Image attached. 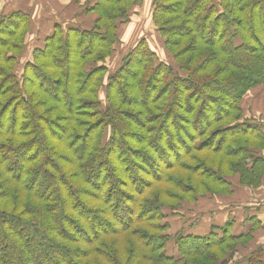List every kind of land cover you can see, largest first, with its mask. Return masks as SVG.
Here are the masks:
<instances>
[{
  "label": "trees",
  "instance_id": "1",
  "mask_svg": "<svg viewBox=\"0 0 264 264\" xmlns=\"http://www.w3.org/2000/svg\"><path fill=\"white\" fill-rule=\"evenodd\" d=\"M141 2L85 3L96 17L90 28L53 25L33 54L38 67L21 81L14 68L31 19L0 15V264H264L261 247L231 261L255 221L237 235L229 221L203 235L171 236L168 224L180 216L176 206L231 194L230 177L257 187L264 176V157L250 145L264 151V132L240 107L250 88L264 86V0H154L151 20L173 65L155 64L140 39L109 75L119 31ZM214 118L223 127L204 133ZM203 151L217 159L194 155ZM154 160L168 173L156 183L187 189L188 201L163 204L154 183L137 190L140 199L114 198L120 185L140 184Z\"/></svg>",
  "mask_w": 264,
  "mask_h": 264
},
{
  "label": "crops",
  "instance_id": "2",
  "mask_svg": "<svg viewBox=\"0 0 264 264\" xmlns=\"http://www.w3.org/2000/svg\"><path fill=\"white\" fill-rule=\"evenodd\" d=\"M94 0H0V15L12 12H23L31 19L34 37L43 42L52 31L53 25L62 28L76 26L88 29L94 20L92 14H86L83 5L93 3ZM153 0H142L139 6L132 8L129 21L119 31V54L123 56L140 39H144L149 48L160 59H169L163 41L156 33L151 22V8ZM33 24V25H32ZM118 54V55H119ZM117 55V54H116ZM116 57L108 66L116 64ZM242 119L248 123L258 125L264 132V96L259 87L250 89L240 102ZM263 154V153H260ZM262 156V155H257ZM263 157V156H262ZM232 193L225 196H204L194 203H184L180 216L168 219L169 233L203 235L210 227L223 226L226 221L232 223V234L237 235L251 229L253 221L257 222V229L252 239L245 247H238L231 257L232 262H240L251 250L261 247L264 250V176L257 187L244 186L239 183L238 176L229 178ZM169 254L174 252L173 243L168 246Z\"/></svg>",
  "mask_w": 264,
  "mask_h": 264
},
{
  "label": "rangeland",
  "instance_id": "3",
  "mask_svg": "<svg viewBox=\"0 0 264 264\" xmlns=\"http://www.w3.org/2000/svg\"><path fill=\"white\" fill-rule=\"evenodd\" d=\"M213 1H217V0H213ZM153 2H154V0L152 1L151 15H152V11H153ZM83 9H84V7H83ZM92 17L96 18L94 15ZM151 22H152V20H151ZM125 25H123V26H125ZM152 25H153V23H152ZM66 26L63 29H66L67 28ZM70 27L80 28L81 26L79 24H77L76 26H70ZM154 29L156 30V28H154ZM34 30L35 29L32 28V26H31V29H29V33L27 34V39H26V44H25L24 51L21 54V58L19 59V62L17 64L16 68H14V76L16 77V79L18 81H21V78H22V76L24 74H25L24 77H27V78H31L32 77V71H31V68H29V67H31V66L32 67H34V66L38 67V62L34 63L33 54L38 49L42 48L43 42L38 39V35H37V37L33 36ZM156 33L158 34L157 30H156ZM161 40L163 41V48H164V39H161ZM185 42H188V41L186 40ZM120 48H121L120 43H118L116 45V50H115L114 55L110 58V60L107 61V67H108V74L109 75L115 73L118 70V68H119V66H120V64H121V62L123 60L122 58L128 53L127 52L123 56H121L119 54V49ZM154 54L156 55V53H154ZM114 57L117 58L116 59L117 62H116V64H114V66L112 68H110L108 66V63H110ZM156 57H157V55H156ZM157 58L158 59H157V61H155V64H157L158 62H162V63L168 64L169 66L173 65L171 57H169L168 60L167 59H163L162 60L159 57H157ZM181 75H183V74H181ZM257 87H259V90L261 91V94L264 96V86L263 85H257L255 87L250 88V89L257 88ZM248 91L246 93H248ZM100 92H101V94H100L99 98H100L102 103H105L104 93L102 92V90ZM218 104H219L220 107H222V109L226 108L227 111H230V107H228L225 103H223L221 101H218ZM208 105H210V107L212 109H214L216 107L215 106L216 103H209ZM204 110H205V113L207 114V116L209 118H212V115L207 111V109H204ZM226 122H228V121H226ZM201 123H203L202 119L200 120V122L196 123V125L198 126ZM211 123L212 124L209 126V128L204 133H208L209 134V133L213 132L215 129H221L225 122H223V123L220 122V123H222V124H220V123L216 122L215 118H214ZM187 125H190V124H187ZM250 125H256V124L255 123L254 124L250 123ZM253 127H256V126H253ZM187 129H188L189 133H193L194 132L193 130L195 128L191 125V127L187 128ZM106 136H107V134L105 135V137ZM204 138H206V136H204L203 138H199V140H197V141H201ZM251 142L253 143V144H250L252 146V148H254L253 152L256 153V154L262 155L264 157V151H262V149L260 147V145L263 146V143L255 142L254 140H252ZM260 153H263V154H260ZM194 155H196L198 157H201L203 159L207 158L208 164L213 163V161L211 162V160H210L211 158L213 160L217 159L216 155L213 156V155L209 154L208 152H204V151L203 152H196V154H194ZM154 162H155L154 164L145 165L144 166L145 171H141L140 174L138 175L139 178H140V184H137V182L135 181V182H126V186L120 185L119 187L116 188L117 190L115 189L116 194L114 195V198L119 199V200H121V199L124 200L126 197H129V199H140V197L137 196V194L139 193V191H137V190L141 191V190H143L145 188V186L147 184L154 183V187L151 189V191L152 192L155 191V194L157 195V199H159L160 202H162L163 204H174V205L176 204L177 205V203L179 202V199H183L185 201H188L191 196H190V193H188L187 189H185V190H183L182 192L179 193V192L176 191L177 188L174 189L173 187H171L173 185L168 186L165 183H162L167 178L168 173L165 171V169L161 170L162 166H164V164H161L160 162H158L156 160H154ZM186 162L189 163L188 161H186ZM221 172L226 175L228 173V170L224 168V169H222ZM172 173L175 176L179 177V178L184 177L185 183H189V184L194 185V186L197 184L198 179L195 178L193 175L187 173V172H184L182 170H178L177 169V170L172 171ZM158 179H161L162 182L161 183H156V181ZM258 185H261V184L259 183ZM127 187H131V190H128ZM132 188H133V190H132ZM161 191H162V194L160 193ZM164 193H166V194H164ZM172 195H174L175 197L172 196ZM222 196H225V195H222ZM145 197H146L145 199H149V197H147V195ZM153 201H155V200H153ZM174 209H175V211L177 213H179L181 211L180 208L177 209V206ZM163 211H164V214L167 217L172 214V211L170 209H164ZM136 213H137V211H136Z\"/></svg>",
  "mask_w": 264,
  "mask_h": 264
}]
</instances>
